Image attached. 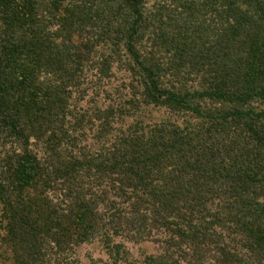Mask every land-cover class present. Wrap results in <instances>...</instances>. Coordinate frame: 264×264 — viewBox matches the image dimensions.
Here are the masks:
<instances>
[{
	"label": "trees",
	"instance_id": "obj_1",
	"mask_svg": "<svg viewBox=\"0 0 264 264\" xmlns=\"http://www.w3.org/2000/svg\"><path fill=\"white\" fill-rule=\"evenodd\" d=\"M6 4L0 201L15 264H73L75 246L118 235L162 244L153 264H264V0ZM92 21L95 40L71 42ZM83 45L99 80L113 65L124 74L110 103L85 111L72 93L104 89L73 69ZM148 106L168 116L134 121L102 148L84 143Z\"/></svg>",
	"mask_w": 264,
	"mask_h": 264
},
{
	"label": "rangeland",
	"instance_id": "obj_2",
	"mask_svg": "<svg viewBox=\"0 0 264 264\" xmlns=\"http://www.w3.org/2000/svg\"><path fill=\"white\" fill-rule=\"evenodd\" d=\"M7 0H0V67L5 66L4 64L8 63L10 66V61H4L2 57H4V48L8 47L6 46L7 43H10V31L12 28V24H10V7L8 4H6ZM152 0H147V6H151ZM6 6L8 8L6 9ZM50 15V18L45 19L44 23V31L45 35L48 34V36H52L53 34H56L55 31H60L58 26L56 25L57 22V16L58 13L50 12L48 13ZM94 21V20H93ZM92 22H87L84 25H82L79 30H77V25L73 27V36L71 42H75L77 44L82 45L81 43L84 41V44L87 42H93L95 40V37H92L93 32H97V28H94L95 25ZM81 31V32H77ZM66 32V31H65ZM16 37L19 36L18 33L15 34ZM24 38L28 37V34L23 36ZM56 42H61L62 36L61 33H59V36L56 35L55 39ZM81 40V41H80ZM88 47H85L84 45L80 47L77 50V55L82 57V61L78 62L74 61V63H77L76 65H73V69L77 70L78 72L84 71V74L87 73L89 76V79H92L91 84H95V87H99V89H104L103 92H101L100 97L96 98L95 100H91L92 95L91 93L94 92V89L91 88L89 90V93L86 94L80 102H77V97L79 96V91L73 92L70 97V102H72L73 105H76L81 110L85 111L89 108H92V106L95 104L96 101H99V105H107L110 103L112 99H114L113 96H108V91H115V86H117L120 83V77H123L124 74L122 71H119L116 69L115 65H113V77H111L109 80H99L97 75L95 76V72L97 69L96 62L90 61L91 57H89L90 53L91 55L94 53L93 49H87ZM97 50V55L103 53V50ZM89 53V54H88ZM6 58V56L4 57ZM7 59V58H6ZM92 74V75H91ZM81 75V74H80ZM43 80L50 81V79L53 78L52 74H44L41 77ZM53 81V80H52ZM72 89L74 86H70ZM70 88V89H71ZM82 99V98H81ZM91 100V102L88 103V100ZM72 106V105H71ZM70 106V107H71ZM86 112H89L86 111ZM168 116V113L164 109L156 108L153 106L144 107L142 110H140L137 114H134L132 116H123L119 117L116 122H113L112 130L110 134L105 135V137H100L95 139L94 134H91L89 132H86L84 139L86 141L87 145H91V148L95 147H105L107 144H109L108 141H111V139L118 134V132L123 133L126 131V129L133 124L134 121H138L141 123H153L158 122L160 120L165 119V117ZM69 119V118H68ZM67 121V119H66ZM66 123V122H65ZM88 129H91V126H86ZM2 142V141H1ZM3 149L9 150L10 147V139L3 140ZM7 147V149L5 148ZM2 150V149H1ZM2 203L0 201V264H15L14 255L12 252V249L10 248V245L7 243L6 239L7 233L5 230V220L2 216ZM121 244V247L118 248V251L115 252L112 249L116 250V247L110 248L108 245H110L112 242ZM108 247V248H107ZM163 245L154 242V241H131L128 238H126L124 235L122 236H112L111 240L107 242L101 241L99 238H96L92 241L82 243L78 246L74 247V253L72 254L71 259L74 258L73 264H105V263H111V264H153V262L147 261L145 262V258L153 256L158 257L160 255H163ZM168 257H171L172 255H167ZM113 258H116V260H113ZM166 261V262H165ZM173 264L172 261L164 259L161 264ZM157 264V263H154Z\"/></svg>",
	"mask_w": 264,
	"mask_h": 264
}]
</instances>
